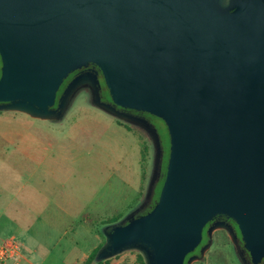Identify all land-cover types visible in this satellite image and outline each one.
<instances>
[{"label": "water", "instance_id": "1", "mask_svg": "<svg viewBox=\"0 0 264 264\" xmlns=\"http://www.w3.org/2000/svg\"><path fill=\"white\" fill-rule=\"evenodd\" d=\"M0 58V109L60 117L88 84L108 111L140 124L116 106L146 111L166 124L159 196L106 233L111 254L137 248L146 264H184L222 214L261 261L264 0H0ZM86 63L102 72L112 103L100 100L97 72H79L53 107L63 79ZM216 226L236 237L224 221L207 235Z\"/></svg>", "mask_w": 264, "mask_h": 264}, {"label": "rangeland", "instance_id": "2", "mask_svg": "<svg viewBox=\"0 0 264 264\" xmlns=\"http://www.w3.org/2000/svg\"><path fill=\"white\" fill-rule=\"evenodd\" d=\"M152 122L166 133V124L160 117L152 116ZM52 135L61 140L55 150L45 158V170L50 166L56 167L57 175L68 178V182L80 189L86 187V175L91 178L93 176L92 186L96 188L95 177L101 174L99 180L102 175L108 180L106 192L115 195L109 210L92 213L88 218L86 224L92 230V235H87V243L86 246L83 244V249H89L92 242L96 243V235L97 243L106 241L107 218L117 215V222H123L148 198L159 175V170H156L159 138L154 129L118 116L98 104L88 84H83L74 91L60 117L40 118L25 111L0 109V157L7 155L11 165H14V157H20L27 151L25 144H28V153L31 154L38 146V136ZM32 163L36 167V162ZM101 164L106 168L105 171L99 167ZM142 173L144 177L141 178ZM132 185L136 188L135 199H132L133 193L130 190ZM89 186L87 183V188ZM14 190L17 191L16 188ZM21 191L27 193L32 190L26 186ZM128 192L131 196L125 197V203L134 201L130 204L131 207L127 205L124 208L121 195ZM77 230L81 229L77 227ZM206 234L205 229L203 238ZM210 234L208 245L187 264H243L232 245V240L235 243L236 239H232L226 228L216 226ZM139 253L141 251L137 248H126L111 256L108 262L141 264Z\"/></svg>", "mask_w": 264, "mask_h": 264}, {"label": "crops", "instance_id": "3", "mask_svg": "<svg viewBox=\"0 0 264 264\" xmlns=\"http://www.w3.org/2000/svg\"><path fill=\"white\" fill-rule=\"evenodd\" d=\"M38 137L34 152L29 154L28 144H25L27 151L14 157V165L7 155L0 157V245L9 238L19 245L16 255L0 264H81L98 244L96 235V243L83 249L87 235H92L86 224L88 218L92 213L109 210L115 195L106 192L108 180L103 175L99 180L101 174L95 177L96 188L92 186L93 176L86 175V187L80 189L68 182V178L57 175L56 167L49 165L45 170V158L61 139L54 135ZM26 186L32 191H21ZM131 189L132 199H135L136 188L132 185ZM121 196L124 208L131 207L134 200L124 201L131 193Z\"/></svg>", "mask_w": 264, "mask_h": 264}, {"label": "trees", "instance_id": "4", "mask_svg": "<svg viewBox=\"0 0 264 264\" xmlns=\"http://www.w3.org/2000/svg\"><path fill=\"white\" fill-rule=\"evenodd\" d=\"M0 73H1V58H0ZM100 78H101V83H102V87H103V96H104V98H111L109 90H108V87H107V85L105 83V80H104V77H103V75L101 73H100ZM67 80H68V77L65 78L63 80V82L61 83V85L59 86V89H58V92H57V96L61 92L62 88L65 86ZM146 113H148V112H146ZM152 116H155V115L151 114V118H150L151 122H152ZM153 129L155 130V132H156V134H157V136L159 138V145H160V148L162 149V152H163L162 160H161V169L159 170L158 178L155 180L156 182H154L153 187L151 188V192H150L148 198L146 199V201L142 204V206L138 210H136L135 212H133L131 214V216L129 218L142 215V214L148 212L153 207L155 201L157 200V198L159 196V192H160L162 183H163L164 178H165L166 165H167V160H168V155H169V146H170L169 134H168L166 126H165V129H166V133L165 134L155 124H153ZM144 148H146V147L144 146ZM143 175L144 174L142 173L141 178L144 177ZM118 218H119V216L116 215V216H112V217L106 219L105 222L108 224V227L106 228V231H109L112 228V226H114L116 224H124V223H126L127 220L129 219V218H127L123 222L119 223V222H117ZM234 224L236 225L235 222H234ZM238 235L240 236L239 230H238ZM210 239H211V237H209L207 234L204 235V238H203L202 243H201L202 245H200V246L202 247L203 245L207 244L210 241ZM200 246L196 247L193 252L187 254V256L185 258V261H184V264L188 263L187 259L189 258V256L194 255L193 253H197L198 256H199L200 248H201ZM102 253L106 254L107 256L100 257ZM115 254H117V253H115ZM115 254H111L107 250L106 241L99 242L95 246V248L90 252V254L81 262V264H109L108 259L111 256L115 255ZM138 258L141 261V264H146V260H145V257H144L142 252L138 254Z\"/></svg>", "mask_w": 264, "mask_h": 264}, {"label": "flooded vegetation", "instance_id": "5", "mask_svg": "<svg viewBox=\"0 0 264 264\" xmlns=\"http://www.w3.org/2000/svg\"><path fill=\"white\" fill-rule=\"evenodd\" d=\"M79 72L89 73L90 75H94L97 72V78H98L99 83H100V89H99V97H100V100L101 101L111 102L112 103V99L111 98H104V96H103V87H102L101 78H100V73L102 74V72L93 63H86V64H83V65H80L79 67H77L76 69H74L73 71H71L65 77V78L68 77V80L66 81V84L68 83V81L75 74H77ZM66 84H65V86H66ZM64 87L62 88V90L64 89ZM62 90H61V92H62ZM61 92L58 94V96L56 94V100H55V103H54L53 107L56 106L57 99H58L59 95L61 94ZM116 108L119 109L122 112H125V113L133 116V117H137V118L141 119L148 128H150V129L152 128L153 129V122H151V120H150L151 113L148 112L150 114L149 115L148 113H146V111H141V110H136V109H128V108H121L119 106H116ZM220 221H224V223H228V224H230L232 226V228L234 230V233L236 234L235 243L232 240V243H233L232 245H234V247H235V249L237 251V254L239 255L240 261L243 264H253L252 259H251L250 255H249L248 251L244 247L243 241L241 239V235L240 236L238 235V230H239L238 229V226H237V224L236 225L234 224V221L232 219H230V218H228V217H226L225 215H222V214L215 215L211 220H209L206 223V225H205V227H204L203 230H205V229L207 230L208 226L210 224H212L213 222H220ZM208 236L211 237V234H209ZM201 243H202V241L200 242V244L197 247H199L200 245H202ZM193 254L194 255H197V253H193ZM263 263H264V256L262 257L261 261L258 264H263Z\"/></svg>", "mask_w": 264, "mask_h": 264}, {"label": "built area", "instance_id": "6", "mask_svg": "<svg viewBox=\"0 0 264 264\" xmlns=\"http://www.w3.org/2000/svg\"><path fill=\"white\" fill-rule=\"evenodd\" d=\"M19 250L18 243L9 238L0 245V262L13 257Z\"/></svg>", "mask_w": 264, "mask_h": 264}]
</instances>
